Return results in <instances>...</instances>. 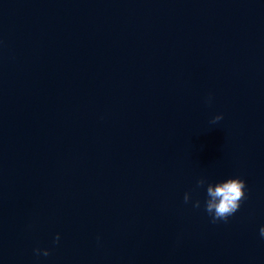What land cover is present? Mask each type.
<instances>
[{"label":"water","instance_id":"95a60500","mask_svg":"<svg viewBox=\"0 0 264 264\" xmlns=\"http://www.w3.org/2000/svg\"><path fill=\"white\" fill-rule=\"evenodd\" d=\"M262 226L264 0H0V264H264Z\"/></svg>","mask_w":264,"mask_h":264},{"label":"clouds","instance_id":"9594fccd","mask_svg":"<svg viewBox=\"0 0 264 264\" xmlns=\"http://www.w3.org/2000/svg\"><path fill=\"white\" fill-rule=\"evenodd\" d=\"M223 116L216 115L211 123L215 124L222 120ZM197 187H203L206 183L204 178L197 180ZM206 195L208 199L205 201V210L212 217V223L217 221H228V217L232 216L239 208L241 201L246 198L245 195V181L240 178H228L224 181L212 184L208 183ZM190 199L189 193H185L184 201L188 203ZM194 207H200V201L197 200ZM260 236L264 238V226L259 230ZM60 239L59 234L56 235L54 243H58ZM36 255L48 256L50 252L48 249H35Z\"/></svg>","mask_w":264,"mask_h":264}]
</instances>
